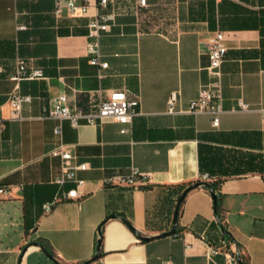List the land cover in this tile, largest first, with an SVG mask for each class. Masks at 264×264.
<instances>
[{
	"label": "crops",
	"instance_id": "crops-1",
	"mask_svg": "<svg viewBox=\"0 0 264 264\" xmlns=\"http://www.w3.org/2000/svg\"><path fill=\"white\" fill-rule=\"evenodd\" d=\"M56 1L0 0V183L8 189L0 196V264H232L237 252L246 264H264V0H111L114 18L99 40L102 79L86 52L96 0L76 15H55ZM217 30L227 51L214 127L209 113L188 106L209 80ZM17 58L44 77L12 80ZM116 89L139 100L125 132L110 119L73 126L42 117L60 95L86 106L99 90ZM14 90L30 96L21 118L7 102ZM58 144L88 163L77 172L78 198L62 197L72 183L55 182L62 159L47 153ZM134 170L135 182H124ZM196 182L215 184L217 210L199 185L169 233L179 196Z\"/></svg>",
	"mask_w": 264,
	"mask_h": 264
},
{
	"label": "built area",
	"instance_id": "built-area-1",
	"mask_svg": "<svg viewBox=\"0 0 264 264\" xmlns=\"http://www.w3.org/2000/svg\"><path fill=\"white\" fill-rule=\"evenodd\" d=\"M111 0H96L94 3V15L87 23V44L86 52L89 55V62L95 65L98 69L97 75L99 79L104 77L102 72L108 64L101 60L100 54V37L110 28V23L114 16L107 11ZM141 6L147 5V0H138ZM91 6L90 0L77 2L76 0H60L56 1L54 13L60 15L63 9L70 15L86 14ZM224 34L221 30H217L208 41V58L209 64L206 67L209 80L202 85L199 94L196 98L190 100L188 111L204 112L211 115V122L214 127L219 125V116L223 111L222 102V63L224 62L227 47L225 45ZM44 77V72L38 67H29L21 58L15 61V69L10 78L16 82L22 79H34ZM179 96V91L174 90L169 94L167 104L168 112H175V102ZM30 101V96L23 95L17 90H14L8 96L7 102L12 114L21 118V106L23 103ZM139 104L137 97H131L125 90H111L107 95H104L102 90H99V96L95 105H81L76 100L71 102L68 97L60 95L57 101L42 117H51L58 120L68 119L73 126H78L82 122L88 124H97L106 119H110L126 125L122 132L128 130V126L135 114V109ZM240 109H247L248 105L241 100L239 101ZM60 126L54 129L55 134L60 133ZM50 156H57L62 159V167L55 182L63 187L67 183H72L73 186L62 193L63 198H78L80 196L79 188L83 184V180L77 177V172L86 170L88 163L84 161H73L74 156L65 144H58L52 147L48 153ZM138 175V171L134 170L130 175L126 176L123 181L133 184ZM8 189L0 185V196L7 193ZM52 202L44 204V209L49 210ZM209 252L216 254L218 251L209 248ZM232 264H238L235 256H231ZM163 264H174L171 261H165Z\"/></svg>",
	"mask_w": 264,
	"mask_h": 264
},
{
	"label": "water",
	"instance_id": "water-1",
	"mask_svg": "<svg viewBox=\"0 0 264 264\" xmlns=\"http://www.w3.org/2000/svg\"><path fill=\"white\" fill-rule=\"evenodd\" d=\"M199 185H204L208 190H209V193H210V196L213 200V205H214V209L215 211L217 210V200H218V197H219V194L213 189V187L211 186L210 183L208 182H196L190 186H188L182 193L181 195L179 196L178 200H177V204H176V208H175V212H174V217H173V225H172V228L170 229L169 233H174L175 230H176V226H177V216H178V211H179V206H180V203L182 202V200L184 199V197L186 196V194L192 190L193 188L199 186ZM113 217H116V215L114 213H111L108 215L107 218H113ZM126 222V221H125ZM128 226L129 223L126 222ZM219 224H220V227L222 229V232L224 234H227L229 233L228 230L225 228V226L223 225V223L221 221H219ZM98 233H99V238L97 239V242H96V252L94 254V258L98 257L99 256V250H100V246H101V230H100V226L98 227ZM147 237H144V239H146ZM33 245L35 246H39L42 250V252L50 259V260H53L52 258V255L51 253L49 252V250L44 247L40 242L38 241H34L32 243ZM237 263L238 264H243L242 262V259H241V256L239 254V252H237Z\"/></svg>",
	"mask_w": 264,
	"mask_h": 264
},
{
	"label": "trees",
	"instance_id": "trees-1",
	"mask_svg": "<svg viewBox=\"0 0 264 264\" xmlns=\"http://www.w3.org/2000/svg\"><path fill=\"white\" fill-rule=\"evenodd\" d=\"M211 184V186L213 187V189L215 190L216 189V186H215V184L214 183H210ZM0 185H2L3 186V184L2 183H0ZM242 262H243V264H246V260L243 258L242 259Z\"/></svg>",
	"mask_w": 264,
	"mask_h": 264
}]
</instances>
